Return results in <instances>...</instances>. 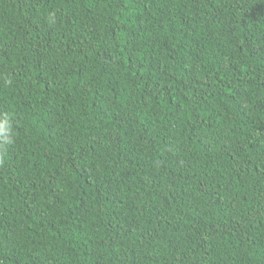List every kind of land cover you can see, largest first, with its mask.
Returning a JSON list of instances; mask_svg holds the SVG:
<instances>
[{
    "label": "trees",
    "instance_id": "obj_1",
    "mask_svg": "<svg viewBox=\"0 0 264 264\" xmlns=\"http://www.w3.org/2000/svg\"><path fill=\"white\" fill-rule=\"evenodd\" d=\"M0 264H264V0H0Z\"/></svg>",
    "mask_w": 264,
    "mask_h": 264
},
{
    "label": "clouds",
    "instance_id": "obj_2",
    "mask_svg": "<svg viewBox=\"0 0 264 264\" xmlns=\"http://www.w3.org/2000/svg\"><path fill=\"white\" fill-rule=\"evenodd\" d=\"M11 120L7 115L0 116V157L3 156L4 149L13 143Z\"/></svg>",
    "mask_w": 264,
    "mask_h": 264
}]
</instances>
